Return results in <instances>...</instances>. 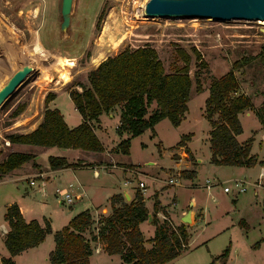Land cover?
<instances>
[{"label": "rangeland", "instance_id": "rangeland-1", "mask_svg": "<svg viewBox=\"0 0 264 264\" xmlns=\"http://www.w3.org/2000/svg\"><path fill=\"white\" fill-rule=\"evenodd\" d=\"M140 1L72 0L69 23L64 30H61L60 0H0V67L4 65L3 49L9 53L10 47L28 58L23 52V47L26 44H33L34 38L48 52L73 60L72 66H51L53 57H46L42 60V64L48 66L45 75L40 77L36 72L34 77L31 76L21 85L16 86L14 92L0 107V160L13 148L6 143L4 135L13 131L22 132L24 127L41 115L46 92L58 91L54 100L55 105L60 108L68 123L80 117L66 91L73 88L79 90L77 84L87 83L89 69L107 55H113L125 47L152 45L157 50L166 71L183 65L179 50H184L190 55L188 72L192 82L187 101L188 109L179 125L173 126L167 118H162L153 126L154 135L150 129H145L141 134L130 139L128 153L118 151L115 154L114 158L118 161L135 162L136 173L130 174L118 168L113 172L100 170L99 177L96 178L91 169L86 168L78 171L77 178H74L72 174L66 172L65 177L51 179L45 196H39V179H36L35 185H30L27 179L6 178L5 181H0V221L3 220L4 201L19 190H26L33 195L31 199L38 202L41 208L36 210L37 213L41 212L48 216L51 230H57L65 225L64 212L69 207L66 202H60L56 197L53 187L55 184L65 186L68 182H72L73 186H76L74 190H79L76 180H81L86 184L101 183L104 188L108 187L104 190L106 191L114 184L122 188L124 186L122 180L126 175L131 178L130 184H137L139 179L147 183L145 204L150 207L151 198L148 195L153 189L151 182L158 186L163 185L168 177H179V184H166L162 187L160 199L176 216L180 212L192 213L194 220L188 225L191 244L207 239L208 241H204L206 246L203 244L195 249L191 247L182 251L174 258L173 263L264 264V203L262 202L264 174H260L262 169L259 165H253L243 171L244 168L241 166H215L207 161L209 149L204 137L207 135L209 123L203 111L204 100L208 95L207 87L211 79L220 76L237 62L233 73L238 81L239 90L250 96L252 101L250 109L256 112L262 100L261 91L264 89V23L250 19L215 20L187 16L142 18L139 14ZM195 51L205 62L204 65L199 63ZM14 57L16 61V56ZM24 65L23 59L16 61L17 67L21 68ZM65 75L69 76V80L64 83ZM196 78L202 86L200 92L195 91ZM18 104H23L22 111L11 116V111ZM153 106L154 104H151L148 107L147 113ZM241 116L240 124L243 130L239 139L246 138L255 125L252 117L243 114ZM107 127L114 134L111 122ZM189 132H193L194 135L191 147L198 153L196 160L194 162L191 160L196 173L191 179H182L179 175L181 170L169 169L174 159L179 156L173 154L171 157L169 150L177 146L183 134ZM258 138L261 139L259 133L256 135V139ZM53 148L57 147H48L44 150L47 153H55ZM158 148L161 149L162 155L159 154ZM58 150L63 149L59 147ZM68 150L62 152L70 158L82 157L85 154L83 149ZM184 150L183 158L187 159L190 157L189 151L187 148ZM198 158L201 159L200 162L197 161ZM38 161L46 163L42 154ZM153 161L156 163H152ZM206 179L211 181L210 187L208 186L210 189L203 187ZM237 179L243 182L245 187L243 192L235 194L233 191H223L224 185H231ZM255 181L257 184L261 182L262 185L256 187ZM191 182H197V187H191ZM133 188L132 193L136 189L143 193L140 188L136 186ZM104 191L95 196V201H104ZM191 197L195 200L193 205H190ZM173 198L174 205H172ZM84 200L76 201L77 203L71 205L73 208L81 207L85 204ZM199 208L203 215L197 217L196 212ZM108 212L99 210L98 214L93 213L92 217L96 219ZM149 212L152 213V210ZM241 218L245 220L247 226L241 224L242 222L239 221ZM161 219L162 217L159 216V220ZM140 230L144 238L152 234L150 225L145 222L140 224ZM83 235L89 240L92 249L90 264H121L117 254L97 252L99 250L97 241L89 239L88 230H85ZM257 241L259 245L257 243V246L253 247L252 244ZM228 243L229 252L226 262L223 263L217 256ZM145 245L150 244L145 243ZM1 246L3 247V241L0 238ZM53 247V235L49 233L39 246L28 251L29 261L33 258L34 264H49L48 253ZM24 259L28 258L24 256ZM23 261L25 260L19 259L20 264H24Z\"/></svg>", "mask_w": 264, "mask_h": 264}, {"label": "trees", "instance_id": "trees-1", "mask_svg": "<svg viewBox=\"0 0 264 264\" xmlns=\"http://www.w3.org/2000/svg\"><path fill=\"white\" fill-rule=\"evenodd\" d=\"M179 51L184 63L171 71L165 70L157 50L150 44L125 47L107 55L88 70L87 83H78L79 90H68L69 98L81 117L78 124L69 127L58 108L47 106V102L55 97V92L50 90L44 96V107L37 125L28 132H9L4 135L5 140L9 143L102 151L103 145L94 132L93 124L101 113L118 107L116 132L127 135L118 141L114 151L128 153L130 139L147 128L153 132V126L162 118H167L173 126L179 125L184 118L192 84L188 72L190 55L184 50ZM195 56L200 64H205L197 51ZM236 66L237 62H234L226 72L212 78L207 87L203 111L210 125V162L244 167L256 163L264 165V159L257 160L250 153L252 138L239 141L236 137L242 131L238 113L252 107L250 96L239 90L233 73ZM195 91H202L198 78ZM261 97L255 113L264 129V89ZM151 104L154 106L147 113ZM22 109L23 104H18L10 115L15 116ZM189 137L190 133L183 134L177 145L184 144ZM32 157L30 152L9 151L0 160V177ZM78 163H70L63 156H48L50 168ZM179 175L192 178L195 170L183 169ZM156 203L151 213L154 232L147 239L139 229V223L149 215L139 189L129 200H125L121 193L112 194L109 212L96 219L87 209L78 212L52 233L54 247L48 253L49 264H90L92 249L83 235L85 230L89 231L90 240L103 243L107 254H118L123 264H173L172 259L187 248L189 234L184 223L174 225L167 217L159 220L155 216ZM3 219L8 225L3 244L9 254L0 257L1 264H16L13 255L37 245L51 231L45 218L42 223L37 219L26 221L16 202L7 205ZM257 243L253 244L254 247ZM228 252L229 245L217 257L224 259Z\"/></svg>", "mask_w": 264, "mask_h": 264}, {"label": "crops", "instance_id": "crops-1", "mask_svg": "<svg viewBox=\"0 0 264 264\" xmlns=\"http://www.w3.org/2000/svg\"><path fill=\"white\" fill-rule=\"evenodd\" d=\"M66 93L68 94L67 91H66ZM57 94H58V91L55 90V97L47 102V106L51 107V108L56 107L61 112L60 108L55 105L56 103L54 101L55 98L57 97ZM73 108H74V106H73ZM61 114H62L65 122L67 123V125L69 127H72V126L78 124L80 122V120H81V117H77L74 121H72V123H68L67 119L64 116V114L62 112H61ZM242 114L244 116H246V117H252V122L254 120L255 125H254V127H252L250 129L251 130L250 134L246 138L239 139L240 133L242 131L240 133H238L236 135V137H237V139L239 141H244L247 138L251 137L252 139H251V142H250V153L254 154L256 156L257 160L264 159V129L261 128V125H260V123H259V121L257 119V116H256L255 112H253L250 108L238 113L239 121L241 119L240 117H242L241 116ZM40 118H41V115H39L35 119L34 122H32L28 126L24 127L23 130H21V131L22 132L31 131L37 125V123L39 122ZM184 118H185V116H184ZM109 122H111L113 124V132H114V134H112V132L107 127ZM118 123H119V109H118V107H115V108H113L112 110H110L108 112L101 113L99 115V117H98V120L94 122L93 126H94V132L96 133V135L98 136V138L102 142L103 150L102 151L84 150L85 154H83L82 157L74 156V157L70 158V157H68L66 155V153L62 152V151H69L68 149L73 150V149H77V148L60 147L63 150H58L59 147H57V146H39V145H31V144H24V143H9L8 142L9 145H12L11 146V147H13L12 150L30 152V153L33 154V157L30 160L22 163L20 166L12 169L11 171H9L4 176L0 177V181L1 180L5 181L6 178L10 179V180H12V179H16V180L17 179H27L28 183H29V180L33 179L34 183L30 184V185H35L36 184L35 183L36 179H39L38 180L39 184H40L39 196H45L47 194V188L50 187L49 185H50L51 179L65 177V173L66 172H68L69 174H72V177L77 178L76 173L78 171H80L82 169L89 168V169H91V171L93 169L97 170V175L96 176L93 175V176L98 178L99 174H100V170H106L108 172H113L114 169L118 168V169L122 170L123 172H126V171H124L122 169V167L129 166V167H134L135 168V165H136L135 162H132V161H118V160H116L114 158L115 154H117V152H118V151H114V148H115L116 144L118 143V141L122 137L127 135L126 133H123L122 135H119L116 132V127H117ZM241 127H242V125H241ZM209 129H210V125H209V128L207 130V135L204 138H205V141H206L208 149H209L208 150V155H207V161L209 163H212V162H210L211 151H210L209 142H208V137H209L208 131H209ZM189 133H190V137H189L188 140H186L184 142V144L177 145L175 147L173 146V147L170 148L169 155L171 157H172L173 154H177L179 156H178V158H175V159L173 158L174 159V163L171 166H169V169H173V170H183V169L192 170V169H194V167L191 164V160L194 162L196 160L195 158L198 157V153L195 150H193V148L191 147L192 138L194 136L193 132H189ZM258 133L260 134L261 139H259V138L256 139V135ZM152 134L154 135V129H153V133ZM142 144H144V143H142ZM48 147H57V148H53L54 149L53 151L55 153H47L44 149L45 148L47 149ZM184 148H187L188 151H189V153H188L189 155L188 156H190V157H187V159L183 158V155L185 153ZM158 151H159V154L162 155L160 148H158ZM41 154H42V158L45 159L46 163H41V162L38 161V158L40 157ZM50 155L63 156L70 163H75V162H80V163H78L77 165H72V166H64V167H59V168H50L49 165H48V156H50ZM197 161L200 162L201 159L198 158ZM152 163H156V162L153 161ZM213 164L215 166H225V167H231L232 166V165H221V164H215V163H213ZM254 165H259V167L262 169V172L264 171V165H260L258 163L254 164ZM241 167L244 168L243 171H246V169H249L252 166H250V167L241 166ZM197 168H199V166ZM38 173H42L41 178L38 176ZM195 173H196V171H195ZM180 177L182 179H191V178H186V177H183V176H180ZM156 178H158V177L156 176ZM168 178L164 181L163 185L160 184V185L156 186V185H154V182L153 183L151 182V184L153 186V189H152V192H150L149 195H148V197L151 198V206L150 207H148L145 204V195H146L145 192H146L147 189L146 188L143 189V193H142L143 201H144V204H145L146 208L148 209V213L150 215V220L147 218L146 220L141 221L139 223V229H140V224L142 222H145L146 224H149L150 228L152 229V234L149 235L147 238H149V237H151L153 235L155 226L151 222V213L149 212V210H152V212H153V205L157 201V203L155 205L156 206L155 216L158 219H159V216L164 215L165 217L169 218V220L174 225L185 223V228H186V230H187V232L189 234L187 248L185 250H187L189 248L191 249V247L195 249V247L197 248V247H199V246H201L203 244L205 245L204 241L206 242V241H208V239L204 240V241H201V242H198V243H196L194 245H193V243L191 244L192 238H191V233L188 231V225H189V222H192L194 220V216L192 215V213H190V211H189L188 212L189 221L188 222H183L181 220V217L185 213H181L180 212V214H178L176 216L174 214V212H170L169 209L166 208L165 204L161 201L160 194L162 192V189H163L162 187H164V185H166V184L167 185H177V184H179V182H178V178L179 177L178 178L175 177L176 178V182L175 183H168ZM130 179H131L130 176H126L125 175V177L122 180V185H124L122 188H120V185L114 184V185H111V187L108 190H106V191H104V190L106 188H108V187L104 188L105 186L103 184H101V183L86 184L85 182H83L81 180H79V181L76 180L79 190H73V192L76 194V196L74 197L75 200L73 199V201L71 203H67L69 209L66 212H64L65 215H66L65 222L67 223L71 219V217H73L75 214H77L78 212H80L82 210H85V209L89 210L91 212L92 216H93V213H94V215L98 214L99 210H105L106 212H108L110 210L109 198H110V196L112 194L121 193V194H123L125 200L131 199L132 196L135 193V192L132 193V191L134 189L133 187H135V186L137 187V184H134V185L130 184ZM139 180H141V179H139ZM256 181H255L256 187L259 186V185H262L261 182H259L257 184ZM68 183H72V182H68ZM63 185H59V184L56 185L55 184L53 186L54 187V191H55L56 188H59V187H61ZM146 185H147V183H146ZM190 185H191V187H197V182H191ZM209 185H210V183L209 184H204L203 187H206L207 189H210ZM102 191H104V194H103L104 201L103 202L102 201H95V198H96L95 196L97 194H101ZM235 194H238V193H235ZM125 195H127V198L125 197ZM31 198H33V195L31 193H29L28 191H26V190L17 191L16 193H14L13 196L10 195L8 197V199L6 201H4V203H3V213H4V211H5V209H6L8 204H10L11 202H16L18 207H19V209H20V211H21V213H22V215H23V217H24V219L26 221H28L30 219H37L40 223H42L43 218H45L49 222L50 220H49L48 216H46L45 214H42L41 212L37 213L36 210L41 209V208H40L38 202L33 201ZM82 199L84 200L85 204L82 205L81 207L73 208V206L71 204L76 202V201H83ZM173 200H174V198L172 199V203H173L172 205H174V202H175ZM232 201H234V199ZM60 202H63V201H60ZM262 202H263V200H262ZM194 203H195V200L191 197L190 198V205H193ZM200 214H202V213H201V210L199 208V210L196 212L197 217ZM2 217H3V215H2ZM239 221L242 222L241 224L243 226H247L245 220H243L242 218ZM49 224H50V222H49ZM7 229H8V225H7L6 221L4 219L1 220L0 221V238H1L2 241H3V236H4L5 232L7 231ZM50 229H51V227H50ZM54 231L55 230L52 229L49 233H53ZM49 233H47L45 235V237ZM45 237H44V239H45ZM147 238H145V239H147ZM43 240L40 243H38L37 245L32 246V247H28V248L22 250L21 252L13 255L12 258H13L14 262L16 264H20L19 263V259H20V260H25V261H23V262H25L24 264H32V263L34 264L33 258H31V261H29L30 260L29 259L30 255H28V253H29L28 251H31V249H34L35 247L39 246L43 242ZM253 244H252V246L254 247ZM96 245H97V247L99 249L97 251L98 253L105 252L103 250V243L97 242ZM227 245L230 246L229 243L226 244L225 246H227ZM258 245H259V243H258ZM97 252H94V253H97ZM8 254L9 253H8L7 249L5 248V246L3 244V247L2 246L0 247V257L1 256H8ZM110 255H113V254H110ZM24 256H26L28 259H24ZM90 256H91V254H90ZM90 256H89V258H90ZM227 256H228V254H227ZM227 256L224 259H220V260H222L223 263H225L226 260H227L226 259ZM174 258L172 259V263H173ZM89 263H90V259H89ZM120 263L123 264L121 259H120ZM0 264H1V262H0Z\"/></svg>", "mask_w": 264, "mask_h": 264}, {"label": "water", "instance_id": "water-1", "mask_svg": "<svg viewBox=\"0 0 264 264\" xmlns=\"http://www.w3.org/2000/svg\"><path fill=\"white\" fill-rule=\"evenodd\" d=\"M72 0H60L61 21L59 28L64 30L69 23ZM147 18L159 17H209L215 20L264 19V0H147L143 7ZM30 71L27 65L11 74L0 88V101L9 93H13L18 83ZM127 198V195H125ZM150 220V215H148ZM181 220L189 221L188 212Z\"/></svg>", "mask_w": 264, "mask_h": 264}, {"label": "bare ground", "instance_id": "bare-ground-1", "mask_svg": "<svg viewBox=\"0 0 264 264\" xmlns=\"http://www.w3.org/2000/svg\"><path fill=\"white\" fill-rule=\"evenodd\" d=\"M146 1L147 0H141L139 3V7H140L139 8V14L142 18H147L144 15V11H143V7H144V4ZM152 17H157V16H152ZM152 17H150V18H152ZM206 18H209V17H206ZM256 21H258L259 23H264V19H256ZM111 47L113 48L114 46H111ZM23 52L25 53V56H27L28 58L22 56L19 53V51L15 52L10 47H9V53L3 49V52H2L3 53V55H2L3 60H2V62H4V65L2 63L3 66L0 67V88L6 83V81L11 76V74L19 68L16 66L17 60L21 61L23 59L24 64L30 67V71L27 72V74L23 77V79L18 83L17 86L21 85L24 81H26L31 76L34 77L36 72H37V74H39L40 77H43L45 75V70L48 66H44L42 64V60H44L46 57H49V56L53 57L54 61L51 63V66H54V65L72 66L73 65L72 59L67 58L65 56H62V55L52 54V53L48 52V50H46L39 43V41L36 38L33 39V44H31V45L26 44L23 47ZM14 56H16V61H15ZM68 80H69V76H66V75L63 76V82L64 83L67 82ZM11 94L12 93H9L0 101V107L5 103V101L8 99V97Z\"/></svg>", "mask_w": 264, "mask_h": 264}, {"label": "built area", "instance_id": "built-area-1", "mask_svg": "<svg viewBox=\"0 0 264 264\" xmlns=\"http://www.w3.org/2000/svg\"><path fill=\"white\" fill-rule=\"evenodd\" d=\"M6 143H8L7 140H5ZM122 169L130 174L136 173V168L134 167H129V166H124L122 167ZM93 175H97V170H92ZM261 175L264 174V171L260 173ZM38 176L41 178L42 173H38ZM176 182V178L175 177H170L168 178V183H175ZM34 180L30 179L29 180V184H33ZM210 180L206 179V184H209ZM242 180L241 179H237L234 180L232 182L231 185H224L223 186V191L224 192H229V191H233L234 193H240L243 192L245 190L244 185L242 184ZM76 186H73L72 183H68L65 186H61L59 188L55 189V194L56 197L58 198L59 201H64L66 203H71L74 199V197L76 196V194L73 192L74 188ZM137 187L140 188L141 190H143L146 187V183L143 180H138L137 181ZM162 219L165 218L164 215H161Z\"/></svg>", "mask_w": 264, "mask_h": 264}]
</instances>
